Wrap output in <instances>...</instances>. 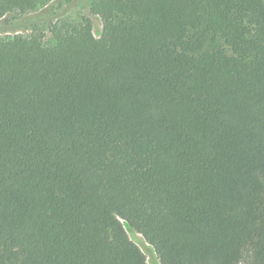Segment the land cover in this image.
<instances>
[{
	"label": "trees",
	"instance_id": "1",
	"mask_svg": "<svg viewBox=\"0 0 264 264\" xmlns=\"http://www.w3.org/2000/svg\"><path fill=\"white\" fill-rule=\"evenodd\" d=\"M89 12L0 36V264H264V0Z\"/></svg>",
	"mask_w": 264,
	"mask_h": 264
},
{
	"label": "rangeland",
	"instance_id": "2",
	"mask_svg": "<svg viewBox=\"0 0 264 264\" xmlns=\"http://www.w3.org/2000/svg\"><path fill=\"white\" fill-rule=\"evenodd\" d=\"M90 0H50L43 8L24 16L7 15L0 19V36L15 34L29 35L34 30L49 37V29L60 21H77L88 18L91 22L93 35L98 38L102 24L97 16L89 12ZM130 239L140 248L148 264H159L152 247L134 231L126 228Z\"/></svg>",
	"mask_w": 264,
	"mask_h": 264
}]
</instances>
